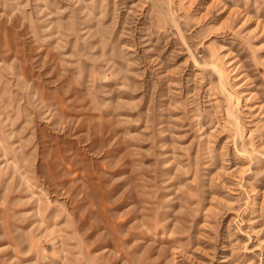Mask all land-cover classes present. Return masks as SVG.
<instances>
[{
    "label": "rangeland",
    "instance_id": "obj_1",
    "mask_svg": "<svg viewBox=\"0 0 264 264\" xmlns=\"http://www.w3.org/2000/svg\"><path fill=\"white\" fill-rule=\"evenodd\" d=\"M0 264H264V0H0Z\"/></svg>",
    "mask_w": 264,
    "mask_h": 264
}]
</instances>
